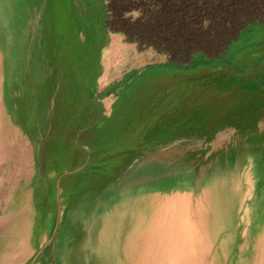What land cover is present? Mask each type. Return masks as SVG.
<instances>
[{
    "label": "rangeland",
    "instance_id": "1",
    "mask_svg": "<svg viewBox=\"0 0 264 264\" xmlns=\"http://www.w3.org/2000/svg\"><path fill=\"white\" fill-rule=\"evenodd\" d=\"M168 2L0 0V264H135L146 223L197 264H247L264 14L205 56L160 20Z\"/></svg>",
    "mask_w": 264,
    "mask_h": 264
},
{
    "label": "trees",
    "instance_id": "2",
    "mask_svg": "<svg viewBox=\"0 0 264 264\" xmlns=\"http://www.w3.org/2000/svg\"><path fill=\"white\" fill-rule=\"evenodd\" d=\"M168 6L171 13L167 16L156 8L160 20L163 23L168 21L184 32V52L197 49L205 56L210 52L226 50L235 29L249 25L251 19L264 14V0H169ZM202 20L208 21L209 25L202 26ZM173 35V30L165 27L160 33L161 37L166 38ZM222 53L214 59H218ZM258 83L264 87V69Z\"/></svg>",
    "mask_w": 264,
    "mask_h": 264
},
{
    "label": "bare ground",
    "instance_id": "3",
    "mask_svg": "<svg viewBox=\"0 0 264 264\" xmlns=\"http://www.w3.org/2000/svg\"><path fill=\"white\" fill-rule=\"evenodd\" d=\"M253 171L254 170H252V172ZM258 212L254 215V218L252 217L253 220L251 224V229H253L254 234H253V239L251 241L250 254L247 258V264H264V218H262L261 214H259ZM146 224L147 226L143 228L142 233L140 231V233L136 232L132 234V241L130 243L132 244L133 247L135 246L136 248L140 246V250L136 249V251L137 250L138 251H137V257L135 259V262H136L135 264H141V263L148 264L151 261L155 262L156 260H158L159 262V259L157 258L158 256L157 254L163 255V260L165 264L166 263L172 264L176 253L178 257L180 256L178 260L180 261L181 264H197L199 256L197 257L193 255V252L191 250L192 248H190L191 245L193 244H191V241L189 240L187 236L184 237L180 231H179L180 233L177 234L174 231H171L170 230L171 228H170L166 236H164L165 238L164 240L162 239L161 235L157 237V240H155L154 226L151 225V223H149V225L148 223ZM78 248L75 247V249H78ZM176 249L178 250V252ZM83 252L84 250L81 253ZM155 258L157 259L155 260ZM175 260H177V258H175ZM84 261L85 259L83 260V262ZM92 262L94 263V261ZM86 263L84 262V264ZM101 264H105V263L103 262Z\"/></svg>",
    "mask_w": 264,
    "mask_h": 264
}]
</instances>
